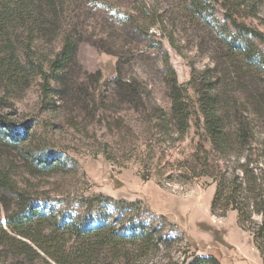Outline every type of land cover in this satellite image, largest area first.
I'll return each instance as SVG.
<instances>
[{
    "label": "rangeland",
    "instance_id": "374dc122",
    "mask_svg": "<svg viewBox=\"0 0 264 264\" xmlns=\"http://www.w3.org/2000/svg\"><path fill=\"white\" fill-rule=\"evenodd\" d=\"M98 1L97 7H105L104 0ZM112 1L122 9L147 4L149 33L140 39L125 31L118 35L107 8L87 12L77 60L61 81L48 66L50 56L61 49L60 40H37L26 50L17 41L8 49V40L0 38V115L20 126L31 123L23 147L0 146V226L11 237L5 242L0 238V264H56L8 227L7 216L18 209V191L59 215L83 210V197L98 193L140 201L142 220L159 229L162 239L152 250L127 246L130 256L121 264L184 263L208 254L217 255L222 264H241L244 259L246 264H264L251 234L239 227L237 212L213 213L212 179L188 178V165L200 144L211 152L205 130L194 121L179 133L162 127L159 119L158 107H170L168 80L186 84L196 104L188 85L191 73L214 66L210 55L218 40L203 26L186 23L184 0ZM246 1L237 19L264 32V0ZM217 9L222 19L227 9ZM115 51L123 56L124 80L137 79L148 87L145 109H130L115 95ZM13 68L16 75L11 76L7 72ZM25 149L55 152L68 166L33 174L22 156ZM73 244L69 241L68 247Z\"/></svg>",
    "mask_w": 264,
    "mask_h": 264
},
{
    "label": "trees",
    "instance_id": "16d2710c",
    "mask_svg": "<svg viewBox=\"0 0 264 264\" xmlns=\"http://www.w3.org/2000/svg\"><path fill=\"white\" fill-rule=\"evenodd\" d=\"M98 2L0 0V38L8 40V49L17 41L26 50H32L37 40L49 44L60 40L61 49L50 56L48 66L55 79L61 81L62 73L77 60L87 12L107 8L109 13L105 12L118 35L125 31L140 39L149 33L151 25L144 20L149 13L147 4L122 9L112 0H104L105 7H97ZM184 2L182 18L186 23L206 28L219 45L211 50L214 66L209 64L206 71L193 69L191 73L188 85L196 95V104L186 84L178 83L176 78L168 80L170 107H158L161 126L184 133L195 121L205 130L211 152L200 144L188 165V178L212 179L216 184L213 213L226 216L236 211L239 227L251 234L264 262V32L237 19L246 0ZM217 6L227 9L222 19ZM115 54L118 74L111 80L115 95L130 109L141 105L145 109L148 87L137 79L124 80L123 56L117 51ZM7 73L14 76L16 70ZM30 124L20 126L0 115V146L23 147L30 136ZM22 156L33 174L64 169L69 163L55 152L41 154L25 149ZM17 193L18 209L7 216L8 227L31 240L56 264H121L130 256L127 246L143 245L152 250L162 239L159 229L142 220L140 201L123 202L98 193L83 197V210L62 211L59 215L55 209H45L29 199L25 192ZM6 237L11 238L0 226L2 242ZM71 240L74 244L68 247ZM106 256L110 261L105 260ZM175 264L222 263L217 255L208 254Z\"/></svg>",
    "mask_w": 264,
    "mask_h": 264
},
{
    "label": "crops",
    "instance_id": "0c3cea01",
    "mask_svg": "<svg viewBox=\"0 0 264 264\" xmlns=\"http://www.w3.org/2000/svg\"><path fill=\"white\" fill-rule=\"evenodd\" d=\"M247 263V260L245 261V259H244V262L243 263H241V264H246Z\"/></svg>",
    "mask_w": 264,
    "mask_h": 264
}]
</instances>
